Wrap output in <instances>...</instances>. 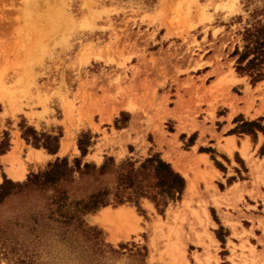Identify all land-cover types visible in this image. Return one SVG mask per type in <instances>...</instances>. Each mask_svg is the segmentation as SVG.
<instances>
[{"label": "rangeland", "instance_id": "374dc122", "mask_svg": "<svg viewBox=\"0 0 264 264\" xmlns=\"http://www.w3.org/2000/svg\"><path fill=\"white\" fill-rule=\"evenodd\" d=\"M256 20H264V0H0V155L16 149L12 167L26 172L10 179L0 158V184L25 182L57 158L138 164L156 154L185 182L175 164L196 179L193 193L185 198L186 182L163 212L146 199L104 207L137 218L135 230L115 241L99 220L104 208L86 215L117 253L51 244L35 264L227 263L229 230L218 214L224 195L215 190L261 182L252 168L264 164V133L239 129L264 118V76L251 83L233 56ZM225 136L244 139L231 159L218 151ZM55 139L56 156L34 146L54 147ZM198 153L209 162L196 164Z\"/></svg>", "mask_w": 264, "mask_h": 264}, {"label": "trees", "instance_id": "16d2710c", "mask_svg": "<svg viewBox=\"0 0 264 264\" xmlns=\"http://www.w3.org/2000/svg\"><path fill=\"white\" fill-rule=\"evenodd\" d=\"M242 50L238 48L236 71L258 82L264 76V20H256L244 29ZM257 121L244 122L242 133H264ZM86 137L78 142L81 157H85ZM89 143V142H88ZM48 154L58 152L54 147L35 143ZM264 152V145L260 150ZM186 182L171 165L159 155H152L140 163L125 160L115 163L112 158L100 165L82 163L75 159L70 165L67 158H57L46 168L31 174L25 182L14 183L6 178L0 184V210L9 202L14 207L3 215L0 211V263L35 264L47 248L66 244L69 249L82 246L92 251L110 248L102 239V232L85 223V216L109 205L133 204L150 201L157 210H163L180 199ZM122 248V247H121ZM117 253V252H116Z\"/></svg>", "mask_w": 264, "mask_h": 264}, {"label": "crops", "instance_id": "0c3cea01", "mask_svg": "<svg viewBox=\"0 0 264 264\" xmlns=\"http://www.w3.org/2000/svg\"><path fill=\"white\" fill-rule=\"evenodd\" d=\"M260 105H262V102ZM226 141L230 146V151L228 152L224 150ZM241 142H244V139H241ZM241 142L239 145L233 136H225L223 138V142L220 143L223 150L218 151L224 153L227 158L231 159L235 151L237 152L242 146ZM10 148L12 147L10 146ZM15 150L16 149L10 151L9 149L6 153L0 155V158L3 159L5 163H9V169L13 168V162L17 160ZM13 151L15 152L14 155L10 156ZM197 155H199L197 156L199 160H201L200 157H202V159L209 162L204 153H198ZM197 157H195V160ZM263 159L259 161H263ZM257 165L258 164H255L252 168L253 174H258L262 179L261 182L256 183L253 179H248L242 183H236L234 181L229 186L226 185V189L224 191H220L218 189L217 191L215 190L216 194L219 193L220 195H224V198H222L224 199L222 200V206L219 208L222 214L219 212L218 214L221 220V225L229 230V236L227 237L225 243L227 244L228 250L226 264H264V184L262 183L264 180V164L261 166ZM179 166L181 170H176L185 177L187 182L188 178L192 177V175H190L187 171L188 173H186V177L183 173L186 170L180 164ZM206 167L213 170L212 165ZM214 171L221 175L225 174L219 172L215 167ZM208 172L210 173V171ZM247 174H249V172H247ZM214 197H216L214 199L217 202V195ZM215 209L218 210L217 208ZM241 214L244 217H242ZM230 223L235 225L231 226ZM229 242L233 245V247L228 245ZM231 258L233 259V263L230 260Z\"/></svg>", "mask_w": 264, "mask_h": 264}, {"label": "bare ground", "instance_id": "6f19581e", "mask_svg": "<svg viewBox=\"0 0 264 264\" xmlns=\"http://www.w3.org/2000/svg\"><path fill=\"white\" fill-rule=\"evenodd\" d=\"M214 87V86H213ZM11 105V104H10ZM15 105V104H14ZM70 140V139H69ZM71 141V140H70ZM69 141V143H70ZM62 147L63 148H66L68 143L67 142H64L62 143ZM16 152V150H15ZM14 151L11 153L10 156L14 155L15 153ZM9 158V157H8ZM192 158V157H191ZM194 158V157H193ZM192 158V159H193ZM201 160H199V158L197 157V159L195 160V163L196 164H199V163H207L206 160L202 159V157H200ZM31 159V158H29ZM190 159V158H189ZM192 159L189 160L192 162ZM195 159V158H194ZM8 160V159H7ZM195 164V165H196ZM175 168L177 170H181L179 164H175ZM195 168V167H194ZM197 168V167H196ZM25 166L24 165H20L19 167L17 168H11L8 170V175L9 177L14 180V181H22L25 177ZM184 175L187 177V174L188 173L187 171H184L183 172ZM208 175V174H207ZM195 176L192 175V177H189L188 178V181H187V186H186V193H185V198H187L188 196H190L192 193H193V190L195 189L196 187V179L194 178ZM198 177V176H197ZM196 177V178H197ZM204 177V176H203ZM206 178V177H205ZM204 178V179H205ZM209 178V177H208ZM210 179V178H209ZM207 180V178L205 179V181ZM209 181V180H208ZM207 182V181H206ZM212 183V182H211ZM212 196V195H211ZM204 201V200H203ZM217 203V202H216ZM126 209V208H125ZM124 208H120L119 210H117L115 213L112 211V213H110L111 209L109 210V208H104L102 209L103 211L101 212V215L99 216L100 217V221L101 223L105 226V228L109 231L111 237L114 239V241L116 240L117 237H122V236H127L129 230H135V228L138 226L137 225V218L135 215H133L130 211L128 210H125ZM206 211V210H205ZM207 213V212H206ZM205 214V212H204ZM207 216V214H206ZM208 219V217H207ZM209 220V219H208ZM206 221V220H205ZM206 224V223H205ZM123 229V230H122ZM131 232V231H130ZM207 235L209 233H206ZM119 237V238H120ZM112 238H110L112 240ZM210 237H208L209 239ZM210 240V239H209ZM113 241V240H112ZM204 258V257H203Z\"/></svg>", "mask_w": 264, "mask_h": 264}]
</instances>
